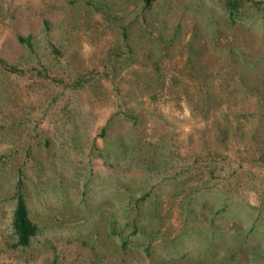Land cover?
Instances as JSON below:
<instances>
[{"label": "rangeland", "instance_id": "obj_1", "mask_svg": "<svg viewBox=\"0 0 264 264\" xmlns=\"http://www.w3.org/2000/svg\"><path fill=\"white\" fill-rule=\"evenodd\" d=\"M0 264H264V2L0 0Z\"/></svg>", "mask_w": 264, "mask_h": 264}, {"label": "trees", "instance_id": "obj_2", "mask_svg": "<svg viewBox=\"0 0 264 264\" xmlns=\"http://www.w3.org/2000/svg\"><path fill=\"white\" fill-rule=\"evenodd\" d=\"M153 0H143L146 6L150 5ZM256 2H264L263 0H255ZM236 2H234L235 4ZM235 6V5H234ZM230 17H233L232 9L229 11ZM23 180L19 176L15 182L14 198L15 204L12 211L11 224L13 232L16 235V244L26 245L29 243L39 228L36 222L31 218L29 207L22 189Z\"/></svg>", "mask_w": 264, "mask_h": 264}]
</instances>
